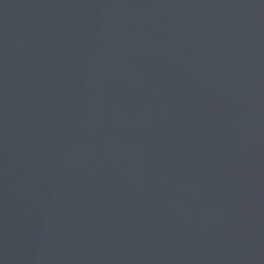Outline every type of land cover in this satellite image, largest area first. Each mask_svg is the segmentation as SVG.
<instances>
[{"label":"water","instance_id":"95a60500","mask_svg":"<svg viewBox=\"0 0 264 264\" xmlns=\"http://www.w3.org/2000/svg\"><path fill=\"white\" fill-rule=\"evenodd\" d=\"M0 264H264V0H0Z\"/></svg>","mask_w":264,"mask_h":264}]
</instances>
